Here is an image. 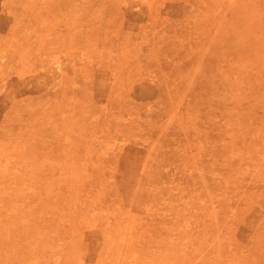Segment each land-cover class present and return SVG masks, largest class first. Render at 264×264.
Here are the masks:
<instances>
[{
  "label": "rangeland",
  "instance_id": "374dc122",
  "mask_svg": "<svg viewBox=\"0 0 264 264\" xmlns=\"http://www.w3.org/2000/svg\"><path fill=\"white\" fill-rule=\"evenodd\" d=\"M0 264H264V0H0Z\"/></svg>",
  "mask_w": 264,
  "mask_h": 264
}]
</instances>
